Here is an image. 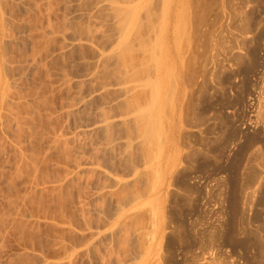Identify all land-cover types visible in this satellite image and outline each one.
I'll list each match as a JSON object with an SVG mask.
<instances>
[{
  "label": "bare ground",
  "instance_id": "obj_1",
  "mask_svg": "<svg viewBox=\"0 0 264 264\" xmlns=\"http://www.w3.org/2000/svg\"><path fill=\"white\" fill-rule=\"evenodd\" d=\"M8 1L15 2L13 3L15 5V9L19 8V10H21L20 5L19 6L16 5V3L21 4V7L23 4L24 5L23 7L27 11L26 14L29 13V15L27 14L29 17L31 15V19L26 15H24L25 17L22 16L26 18L25 19L26 21L31 23L30 25L28 24V22L24 21L27 23L25 24L27 26L30 25L28 27L37 30V31H34L32 29L35 32L32 36L33 37L32 40H31L32 33L30 32L31 35L28 33L31 30L28 28L29 31L25 32L30 35V40L33 41L32 43H30V40L28 38L29 35L26 34L28 37L24 35L27 37V40H29V44H31L32 46V48L31 46L29 47L31 48L30 53L28 51L30 55L27 53V50L23 49L30 56V57L28 55L27 57L22 56L24 58H27L26 60L23 58L25 60V62L24 61L23 62L26 64H22L23 62L19 61L18 58H20L21 55L18 58L16 55L14 57L13 52H12L13 56L11 57V61H12V58H14L13 61L17 59V61L21 63L20 65V63L18 62L20 66L26 65L29 68L33 66L34 68H36L37 64L41 65V67L43 68L44 66L43 64H45L44 72H49L52 74L53 70L56 71L55 72L56 75H52V77L57 76V77H54V79L57 78L56 86H58L57 88H61L62 90L65 89L63 87L66 86V88L69 89L70 86L72 85L71 84L69 87H67L69 84L67 85L64 84V82L65 81L67 82V80L70 78L69 76L70 74H67L68 76L66 77L65 73H67L69 70L67 69L68 71L66 70L67 72H65V66H66L65 64L68 62V63H72L73 65V63L76 60V61H80L79 62L80 64L76 62L79 65V67L80 68L83 67V69H81L82 70L81 73L79 72L80 69H78L79 75L75 73L78 76H75V77L73 76L74 77L73 86L75 87H72L73 97L69 98L72 100L71 104L70 103H68L67 105L66 103L64 104V98L66 97L67 99L68 97H67V93L65 95L64 92L61 90L65 96L61 97L63 98V100H61V103L59 102L61 105H59L57 111L55 109H53L55 111L51 109L52 110L51 114L52 113L54 114L52 115L54 116L53 117L54 119L52 118L50 114L44 115L46 112H50L49 105L47 104L49 102H50L49 104H51V100L46 98L47 97L46 94L48 92L50 94V91L48 92L46 91V94H45V92L42 91L41 88L38 87L39 85H41L42 81L38 80L39 85L37 82L35 83L33 81L35 85H38V86L34 85L35 87H38V89L33 88L34 92L32 89L31 92L33 93H32V96H30L31 95L30 88L34 86L32 84V87H30L28 84H30L32 81L28 80L30 82L29 83L27 82V85L30 88L27 87L26 89L23 86L25 85V82H23L24 81L23 79L22 82L24 84L21 83L23 85H20V86H23L24 88L23 90L25 92L28 91L29 89L28 94H29V97H31L30 98L31 100H26L29 98H27L28 96L27 93H26L27 96L24 97L26 95L24 92L23 93L25 95L21 93L22 94L21 97L19 98L16 97V94H17V91H15L16 89L17 90L19 89L18 90L19 93L23 91L22 87H21V91H20V87L16 88L17 87L16 85H19L21 82V81L18 82V80L21 79L19 78L18 75H21L22 73V75L24 74L23 76H25L26 78H30V79H31V76L25 75L27 74V72L24 73L25 71L23 67L25 66L20 67V69L22 68V70H20L21 73L16 70L19 73V74L17 73L18 75H15L14 73H12L13 68H14L13 66H15V63L13 65L12 64L13 61H12V63L10 64L11 61H9L10 60L9 55L11 56V54H8V51L12 49H9V50L7 49V45H8L7 43L9 42V38H10L8 35L10 33L15 32L16 29L15 31L11 30L14 28V25H13V28L9 29L10 31H12L10 32L8 31V25L10 22V27H12L11 23L15 22V27L19 26L18 29L19 28L22 29L21 28L22 26L20 25L21 22H19L20 21L19 19H18L19 24L16 22L17 18L13 22L10 20L11 15L10 17L8 16L9 11L7 10L9 9L10 6L14 7V5L9 4ZM187 1L188 0H186L185 2L188 4ZM181 3H182L181 0H0V141L2 140L0 143L3 144L0 149L1 151H3L4 145L7 144L6 145L7 147H11V150L10 148L9 150L13 151V157H14V160H16L14 161L15 164L18 162V164L15 165L13 163V160L11 161L12 166L14 164L15 165L14 167L16 168L14 169V167L8 166L12 168L13 170L12 169L10 171H8L9 169L5 170L6 175L9 172L16 170L18 173L14 172L15 175L16 174L20 175V173H22L20 175V180L22 182L23 180L21 177H23V174H24L23 172H25V174L27 175L32 170L31 172L32 181L29 178L30 176L29 177L26 176L29 179L27 180L26 177L25 179L27 181L30 180L31 182H29V185H27L26 189H22V187L24 188L25 186L21 187V190H26V192L24 191L26 195V196L24 195L25 197H22L24 193L23 194L21 193V195H19L20 194L19 189H18V192L16 188H15L16 191H13L14 188L12 189V192L10 191L12 194L13 192L18 193V195L16 193H14L15 195L13 194L15 196V197L12 196L14 197L13 202H15L14 200L16 199V197L21 196L20 199H18L19 197L16 199V202H15L16 204H18L17 202L19 200L20 206L24 202V205L25 203H28V204L30 203L32 205H36L35 208L37 207L36 212L35 210L33 212V209L30 212L29 210L30 206L28 207L27 205V208L29 209L25 208L24 210V207L26 206L22 205L23 211L25 212L28 210L29 213L28 211H27L28 214L25 212L27 215L24 212H22L23 215L20 213L21 217L18 216L19 217L18 218L19 221L17 220L18 222L16 221V218H14L15 216L13 217L15 222H17V223H14V226L17 225V230L16 231L14 230V231L17 232L20 236V237L18 236L19 240H16V241L20 242V240L21 241L25 240L27 237H25L24 239V236H26V234L29 233L31 226H32V229L35 225H36V228L37 226L41 228L40 226L44 227L43 225L46 223V225L48 226L50 225V229H52L51 231L53 232L51 233V235L53 234V237H52L53 239L50 238L51 241L54 240L56 242L55 244L58 243L60 245L59 249H61V250H57L59 247V245L57 244L58 247L56 251H60V253L54 252L56 255L54 253H53L54 255H52L50 254L52 253V250L48 254V253L43 252L46 250L45 248L42 251V250H39L40 248L37 249V247L35 249L33 245L32 247H29V248H27L28 246L26 245L27 247L24 246V249L26 248L25 251L27 249H29L28 252L31 250V253H34L33 257L36 255L35 257L37 258L35 259L34 257L33 260L35 259V261L34 263H31V261H28V259L29 260L32 259L31 253H30L31 254L30 255L31 258H30L29 253L23 251L24 255H26V253L28 254L29 258H27L26 260L25 258L27 257V255L24 258L22 256L23 254L21 251L20 254L22 255L19 256L18 253L20 251L19 252L17 251L15 254L21 257V260L23 258V260L30 262L31 264H77L78 260L84 261L83 259H85V261L87 260L90 264H147L148 263V262L145 263L146 259L148 255L151 254V251L154 249L153 247L155 243H157V241L154 242L155 235L159 234V232L161 231V227H162L161 225L164 224L163 221L165 220V219L161 220L162 213L160 212V209H161L160 206L163 205L162 204L163 202H160V201H162L161 198H163L162 196L164 192H166L167 190L166 188H168L167 186L171 184L170 181L173 180V172L175 173L174 168H175V165L178 159L177 155L179 153V150L177 147L178 145L176 144V141H175V137H177L175 136L176 134L175 132H177L176 131L177 129H175L177 125L175 121L177 122L179 121V118L177 119V115H178L177 111H179L178 108L180 107L179 106L180 101L183 102L182 99H184L180 97L184 95L180 91V84L182 85L183 83L181 79L184 76L182 75L183 77L181 78V74L183 72L181 71V74H180V72L177 71L178 70L177 67L178 68H181V67L178 66L179 64L178 65L175 64V61H176L175 54L176 55L178 54V51H180V50H177L178 46L180 45L181 42L183 43V41L181 42L179 41L180 37L177 36L180 34V32H184V31H179V29L181 28L179 27L180 25L179 23L181 22L179 18L182 20L185 18L184 16H186L185 14L186 12L183 13L184 15L181 14L182 13L181 9H183V12L186 10V9L184 10V8L182 7L180 8ZM7 4L9 5L8 9H6ZM182 4L184 6L185 3H182ZM185 6L187 5L185 4ZM53 7L55 8V14H56V10H58L59 13L61 14V15L59 13L58 15L56 14L57 16L55 18L57 20L58 19L57 17L61 16V19H59L60 21L58 20L56 22V20L53 19L56 23H54L53 20H52L53 22L49 20V17L51 15H52V18H54L53 17L54 15L52 14L54 12H51L50 16L48 15V12L50 11L47 12V10L53 11L54 10ZM41 8L46 9L45 11L47 13L46 14L44 13V15H47L48 19H46V16L43 15L42 13L43 10ZM40 9L42 10L41 14L45 17L46 21L48 20V22L44 23V20H41L42 15L40 16ZM13 11H10V13L11 12L13 13ZM23 12L24 11L21 10V13L19 12L18 16L22 15ZM179 13L182 15V17H180L181 15ZM8 17L10 21H8ZM13 17L15 18V15ZM22 17L20 16L21 21H23ZM27 17L30 20L33 19L32 22L27 20L28 19ZM14 18L12 19L14 20ZM185 19L182 21V24L183 22H185ZM24 22L22 23V25H24ZM185 24L183 25V28H181L180 30L182 29L185 30L184 28ZM27 26L24 27L25 30H28L26 29ZM21 32L24 34V31L21 30ZM21 32L19 31L20 34H22ZM15 33H17V31ZM22 37L20 36L19 39H21ZM26 37L24 38L26 39ZM178 37H179V40H178ZM11 38H10L11 44L14 42L12 40L14 39L18 40L17 36L16 38L14 37L12 39ZM25 39H22V40H25ZM27 40H25V43L28 42ZM177 41H179L180 43H178ZM20 42H17V43H20ZM22 43L24 42L22 41ZM39 43L41 44V46H39L40 45ZM36 45L40 48L42 47L41 48L42 50L40 48L38 49ZM27 46H23V47H25L26 49ZM182 46H179V47H182ZM40 51L42 53V56H44L45 59L40 55ZM41 58H43L44 60L43 59L42 60L45 62H43ZM72 58L75 60L73 61ZM177 60H178L177 63L181 61V60L179 61V59ZM39 65H38V68H39ZM72 65L71 64L69 65L71 66V68L69 67L70 70H72L75 67V66L72 67ZM46 66L48 68H46ZM34 68L32 69L35 70V73H36L37 70ZM66 68H68V66ZM32 69L30 70L34 72ZM38 72L40 73V71ZM10 74L16 77L18 76V77L16 78L14 76H11ZM37 74L35 76H37ZM44 74L45 73H43V75ZM38 78H41V76ZM42 80L44 79L42 78ZM52 80L53 78H51V81ZM71 80L69 82H71ZM49 82H50V78H49ZM49 82L47 81L46 83H49ZM52 83L54 84V82ZM49 84H50V87L52 88L53 84H51V82ZM43 85L44 83L42 82V86ZM44 87L45 88L47 87L46 84L42 88ZM50 87H47V90L50 89ZM185 87L187 86L185 85ZM75 88H77V90ZM53 89L54 88H52V91ZM70 89L69 90L66 89L67 92H69ZM58 90L59 89H57V91ZM66 90L64 91L66 92ZM186 91H189V89L187 88ZM19 93L17 95H19ZM71 93H69L70 96H72ZM74 93H75V96H74ZM44 94L46 95V97ZM23 97H24V100H26L27 102L30 101L31 106L32 104H34L36 107H39V108L41 107L40 110L41 111L44 110V112H42L44 113L43 114L44 116L46 117L47 115L49 117L51 116L50 118L47 117L48 121L46 120V117H44L46 121L43 119L41 120L40 115L42 114H40L39 112L40 110L38 109H35L37 110L36 111L37 113H31L28 110L30 109L29 108L30 106H26V105H29V103L28 104L25 103L22 99ZM50 97L52 98V96ZM20 99H22V102L26 104L25 105L22 103L27 108L26 107L23 108L22 107L23 105L21 104L22 105L21 106L19 104ZM263 100H264V97H263ZM18 105L21 107L20 111L21 110L26 111V112L23 111L22 113H27L28 111L31 113V116L32 114H35L34 115L35 117L37 118L38 116L40 117L38 119L36 118L38 122L39 120H41V121H45L44 123H48L47 125L45 124L47 126L48 131L46 130V126H44V124L42 125L44 126V129L46 130V133L44 134V136L46 135L47 140H46V146H45L46 149L44 150V155L42 154L40 156V157L43 156L42 158L44 161L40 159L42 160V162L40 161L39 162L40 164L46 162L45 161L46 157H49V156L52 157V159L54 158V161L56 160L55 163L51 160L54 165V169H55V165L58 162L60 164L59 167H62L61 171H63V172L60 171L61 174H59L58 172L59 174L58 177L54 176L57 178L53 177L51 179L50 178L48 179L47 174H44L46 175L45 178L47 179H45L44 176L43 177L41 176L44 179L37 178L36 173H37V170H39L40 168L39 166H41L42 168V165H38L39 163L37 162V160H39L37 156L40 152L36 155V152L38 150L37 148L36 150L35 148H33V150H35L33 153L32 148L29 146L30 144L29 142L31 141V139L27 138L29 139L28 141L24 136L23 137L20 136L22 129L26 127L25 124L27 123L26 121L25 122L21 121L22 119L20 115H23V114L22 113L18 114V111L16 112L15 110L16 108L17 110H19L18 109L19 107H17ZM51 105H53V107L55 106V104L53 103ZM13 106H14V109L12 108ZM47 106L49 109H46ZM190 107H193V106H191L190 104ZM180 108H182V103H181ZM33 112L35 111L33 110ZM38 112L40 115L38 114ZM30 113L26 115L29 118H30L29 116ZM57 113H59L58 115L59 117H61L63 121V123H60V125H59V120L61 119L53 121L55 120V118H58V115H56ZM75 113H78L79 115L78 116L79 118L76 117L75 122H77L80 119L81 120L80 122L82 124L79 122L80 123V126H79L78 122H77L78 124L75 122H72V123L70 122V126L73 124L74 126L78 125L80 128H79V131L77 129L79 134L78 132L76 133V131H73V129L72 131L70 130L71 132H75L73 134L68 131L70 129V126L68 125L69 128H67L68 130L66 131L70 133L71 136L69 137L67 136L69 135L68 132L66 135V131H64V126L66 129L67 124H69V123H66V121H68V117H70L69 115L75 116ZM37 114L38 116H36ZM179 115H180V112H179ZM29 118L23 119V120H29ZM64 119H66V121H64ZM72 119L70 120L73 121L74 119L73 120ZM33 120L34 122L37 121V120L35 121V118ZM21 122L23 124L25 123L23 128L21 126L23 125ZM54 122H56L55 124H57L58 122L57 125L61 126V127H56L57 126L56 125L55 126L56 129H58L56 131L53 126ZM36 124L34 123V125ZM39 124H37L38 127H39ZM75 127L78 128L77 126ZM75 127L73 128L75 129ZM31 129L32 131H36L37 127L34 128L36 130H33V128ZM25 130L27 131V127ZM28 131H30V129ZM38 132L36 133L39 135L40 132L39 133ZM75 134L76 135L78 134V136H81L82 138L81 139L82 141L79 140L80 138L78 139L79 144L77 143L78 145L77 147H74L76 145V141H75L74 146L72 144L74 140L73 136ZM256 134L258 133L256 132ZM19 137L22 139L24 138L22 140L23 142L21 141L22 143L19 142V140H21ZM31 137H33V135ZM25 139L27 140L26 142H24ZM71 139L73 140L71 141ZM75 139H77V137H75ZM248 139H250V137ZM256 139L258 138L255 137V140ZM259 139L261 140V138ZM27 142L29 143L28 146L30 148H28L27 144H25ZM249 142H252V141H249ZM253 142L255 141L253 140ZM262 142L264 141L262 140ZM198 143H200V141ZM251 144L253 145V143ZM251 144H250V147L253 148L254 146L252 147ZM263 145L264 144H262L261 146ZM255 147L259 148L257 146ZM251 148L250 150H252ZM78 150H83L85 155L83 156L81 155L83 154V152L81 154L79 153L80 155V158H79L77 155H75ZM256 150H254V153L255 152L259 153V149L257 151ZM262 150L264 149L262 148ZM241 151H245V150H241ZM257 153L255 154V157H257ZM1 156L3 157V155ZM8 156L10 155L8 154ZM190 157L192 158V156ZM237 157L239 156L237 155ZM5 158L7 159V156ZM246 158L248 157H245L244 159ZM3 159L2 161H0L1 165L6 162L5 160L3 161ZM205 159L207 158H204V160ZM7 160L10 161L9 158ZM261 161H264V160H261ZM9 163L10 162L6 164L9 165ZM19 163H21L20 165L23 164L24 167H21ZM5 165H2L1 167L3 170H4L3 166ZM232 165H234L235 167V164H232ZM262 165H264V162ZM26 166L30 167L29 172H26L25 170H23V168H25ZM256 166L257 164L254 167L256 168ZM43 167H44V164H43ZM229 167L227 166L228 169ZM27 168L28 167H26V169ZM56 170L57 168L55 169L54 173H57ZM251 170H252V167H251ZM236 171L237 170H234V173H236ZM229 172H230V169H229ZM5 173H3L2 175L6 177ZM54 173H52V175ZM234 173H230V174L232 175ZM257 173H259V171ZM9 174L7 175L8 177H6V180H9L10 178L11 180L15 179L13 172L11 173L13 176ZM250 174L251 173L249 172L248 175ZM41 175H43L42 172H41ZM52 175L50 176L52 177ZM175 176L176 174L174 175V178ZM254 176H256V174ZM229 177L232 178L233 176H229ZM247 178L249 179V176H247ZM253 178L255 179V177ZM257 178L260 179V176H258ZM2 179L3 178H0L1 182L3 181ZM16 179L19 180V178L17 177ZM238 179H236V181ZM248 179H246V181H248ZM6 180L5 182L7 183L6 184L7 186L5 184L4 185L1 184V185L5 187L11 186L12 188L11 184H13V180L12 182L10 180L9 181H6ZM8 182H10V185H8L9 184ZM173 182L171 185H173ZM176 182H178V180ZM232 182H234V180ZM260 182L256 184L258 186L260 184L261 186L262 184ZM234 183H233V186H234L233 190L234 188L236 189V185H238L237 183L236 185H234ZM251 184L249 183V185ZM15 185L16 184L14 183L13 187ZM246 185H248V182ZM5 187H2L3 190ZM238 188H239V185L237 189ZM258 188H261V187H258ZM5 189H8V188H5ZM8 191H7V194L9 193ZM42 192L44 194L48 193V196H47L48 201L47 202L45 201V203L42 202V199H44V195H41ZM4 193L5 191H3L2 194L4 195ZM236 193H240V192L238 191ZM7 194L4 195V197L10 195V194L9 195ZM262 196H264V194ZM12 197L10 195L6 199L7 200L8 198L12 199ZM147 197L149 198L148 204L149 203L153 204L152 208H150L151 210L150 213H149V209H147L148 207L146 208V211L148 213L145 212V209H144L147 204L146 203ZM227 197H231V196L227 195ZM235 198L236 200H238L240 197L239 198L235 197ZM235 198L233 197V199ZM149 200L153 202L156 201V202L152 203V202H149ZM8 201L9 203L12 202V200L11 201L8 200ZM234 201H232L231 203L232 205H234ZM239 201L241 200L239 199L237 202ZM15 203L13 204L15 205ZM32 205H31V208H32ZM143 205L145 207H143ZM239 205L240 207H242L241 206L242 203H239ZM17 206L18 205H15L13 207H15L16 210L18 211L19 208ZM236 206L239 207L238 205ZM229 208H230V211H232L231 207ZM259 209H262V208H259ZM241 210H245V208L243 207V209ZM237 211H238V208H237ZM13 212H14L13 213L14 215L18 213L16 211H13ZM233 212H234L233 214H236L235 210ZM255 213L257 214V212ZM145 214H148L149 218L145 217L146 216ZM16 217H17V214H16ZM255 217L257 218L256 215ZM145 218H147L151 226L149 224L148 226L146 225ZM161 222L163 223L161 224ZM166 224L167 223L164 224L165 227H167ZM15 228L16 227H14V229ZM36 228L33 229L34 232L31 231L33 232V234L31 232H30L31 234L29 233L31 235L29 239L30 238L33 239V236L36 235L35 234L36 232L38 234L39 228H37V230ZM44 228L47 232V228L46 227ZM146 229H149V230L146 231ZM162 229L164 230V227ZM40 231L41 230H39V235H42V232L46 233L45 231H42L40 234ZM49 234L50 233L48 232V236ZM29 241H31V239ZM39 241H34V245L37 243V245L35 246H38V244L42 242V241L40 242ZM45 241L46 240L44 239L43 243ZM54 241H53V244H54ZM47 242L48 243L45 245H49L48 239H47ZM23 243L26 244V241H23L21 244ZM41 244L39 245L41 246ZM29 245H31V243ZM157 246H159V242ZM43 247H47V246H43ZM48 247L50 248V246ZM21 248H23L22 245H21ZM41 249L43 248L41 247ZM152 252H154V250ZM57 254L59 255V257H57ZM151 255L150 257H148V260H150L149 258H151ZM18 256L15 255V257H18ZM25 261H22L20 264H22ZM80 261H79V264H82L80 263ZM25 264L27 263L25 262Z\"/></svg>",
  "mask_w": 264,
  "mask_h": 264
},
{
  "label": "rangeland",
  "instance_id": "obj_2",
  "mask_svg": "<svg viewBox=\"0 0 264 264\" xmlns=\"http://www.w3.org/2000/svg\"><path fill=\"white\" fill-rule=\"evenodd\" d=\"M185 1L186 0H184V2H183V0H181V2L185 3L187 6L189 4V6H188L189 8L187 6H185V4L183 6L182 3H181V6L180 5L179 6H180V8L181 7L184 8V10L186 9L184 12H183V9H181L182 13L181 12L180 13L182 15H184L183 13L186 12L185 13L186 16H184V17L187 20L184 18L185 22H183V24H182V21L184 19L181 20L179 18V20L181 22L180 23L178 22V23L181 25V26L179 25V27L183 28V25L187 22L184 26L186 31L184 29L180 30L181 28L179 29V31H184L185 34H184V32H180V34L178 33L179 35H177V36L180 37V40H179V37H178V40L180 42L183 41V43L181 42L182 43L181 44L179 41H177V42L180 43L179 46H182V45L183 46L182 47L178 46L177 50H180V51H178L177 55H179V56H177L175 54V56H176L175 57V59H176L175 64H177V65L179 64L178 66L181 67V68H178L176 66L178 69L177 71L180 72V74H181V71L183 72L181 74V78L184 76L181 79L183 81V83L181 81L183 87L180 84V91L182 92V94L185 95V96L184 95L180 96L184 99H182L183 102L180 101V103H179L180 107H181V103H182V108L179 107L178 108L179 111H177L178 115L180 112V115L179 116L177 115V119L179 118V121L178 122L175 121V123L177 124L175 129H177L176 131L178 132V133L175 132L177 134V135L175 134V136H177V137H175V141H176V144L178 145L177 147H178L180 154L178 153V155H177L178 159H177V162H176V165L174 168L175 173L173 172V180L170 181L171 184L174 181L173 185L170 184L171 186L170 185L167 186L168 188H166L167 190L165 189L166 192H164V194L162 196L164 199L161 198L162 201H160V202H163L162 203L163 205L160 206V208H161L160 212L162 213V219L161 220L165 219L163 222H164V224L167 223L166 224L167 227H165V225L162 224L163 222H161V224H162L161 225L162 226L161 231L159 232L158 235H155V238L157 240L154 238V242L157 241V243H155V245L153 247L154 252H152L153 250L151 251L152 255L151 254L148 255V257H150V255H151V258H149L150 260H148V257H147L145 263L148 262L147 264H264V199H263L264 196H262L264 194V191H262V190H264V170H263L264 165H262L264 161H261V160H264V159H262V158H264L263 157L264 156V150H262V148L264 149V145L261 146L262 144H264V142H262V140L264 141V104H263L264 103V100H263V97H264L263 96L264 95V92H263L264 91V0H188L187 1L188 4ZM8 3L12 5L15 2L8 1ZM16 5H18V6L20 5V9L22 11H24L23 12L24 14L22 13V15L18 16L19 12L21 13V10H19V8L15 9V5H14V7L10 6L12 9L11 10L10 7L8 9L9 5L7 4L6 9H8L7 11H9V14H8L9 17L11 15V17L14 18L13 16L15 15L14 20L10 17V20L12 22L15 21L16 18H17V21H16L17 23H18V19L20 20L19 22H21L20 25L22 26V27L21 26L20 27L22 29L19 28L20 29L19 30L18 29L19 26L15 27V22L11 23L12 27H10V22H9L8 31H10L9 29L13 28V25H14V28L11 30L15 31V29H16L18 34L15 33L16 31L13 33H10V32H12V31H10L9 32L10 34L8 33L9 34L8 36L10 38H11V36H12V38L13 37L16 38V36H17L18 40L17 39H16L17 41L15 39L12 40L14 42L11 44V40L9 38V42L7 43L8 44L7 49L8 50L12 49V50H10V51L7 50V51H8V54H11V56L9 55V59H10L9 61H11V57L13 56L12 54L14 53V57L16 55L17 58L20 57V55H21V57H20L21 59L18 58L20 62H23V61L25 62V60L27 58H24V57H27V55L30 53V50L32 48L31 44H29L30 35L32 33V35H31V40H32V38H33L32 36L35 33L34 31H37V30L28 27L31 25V23L26 21L25 20L26 18H24L25 17L24 15H26V16L29 15V13H27L28 15L26 14L27 11L23 7L24 5L22 4V7H21V4L16 3ZM41 9H40V16L42 15L41 11H42L43 15H44V13L46 14L48 11H50V12H48V15L50 16L51 12H54V13H52L54 15L53 16L54 18H52V15H51L49 17V20H51V21L53 19L56 20L55 18L58 15L59 11L56 10V14H57L56 15L54 7H53L54 10L52 9L53 11L47 10V12L45 11L46 10L45 8H41ZM178 10H179V8H178ZM10 11H13V13L11 12L12 13L11 14ZM43 15H42L43 19L41 18V20H44V23L48 22V20L46 21V19H48L47 15H44V16H46V19ZM182 15L180 17H182ZM20 16L21 17L24 16V17H22L23 21H21ZM9 17H8V21H10ZM29 18L31 19V15ZM29 18L27 20L32 22L33 19L30 20ZM57 18L58 19L56 20V22L59 19H61V16H58ZM24 21L28 22V24H30V25L27 26L26 25L27 23ZM23 22H24V25L27 26L26 29L29 28L31 31H29V29L25 30V28H24L25 26L22 25ZM56 22L54 21V23H56ZM44 23H42V24H44ZM178 28H177V30H178ZM21 30L24 31V34L21 32ZM19 31L22 34H20ZM27 31H29L28 33L30 35L28 33H25ZM26 34H28L29 37ZM24 35H26L29 38V40H27V37ZM20 36L21 37L23 36V37L21 39H19ZM24 37H26V39ZM22 39H25L28 42L26 41L27 43H25V40H22ZM31 40H30V43L33 42ZM22 41L24 43H22ZM17 42H20V43H17ZM37 45H36V47H38ZM23 46H27L26 49ZM30 46H31V48H29ZM39 46H41V44ZM10 47H12V48H10ZM36 47H35V49H36ZM39 48L40 47H38V49ZM23 49L27 50V53L29 51V53L27 54ZM22 51H24V52H22ZM182 51H183V53H182ZM40 55L42 56L41 51H40ZM40 55H38V56H40ZM22 56H24V57H22ZM42 57L44 58V56H42ZM43 58H41V60ZM72 59H70V60H72ZM177 59H179V61L180 60L181 61L179 63H177V61H178ZM13 60H14V58H12V61ZM74 60L75 59H73V61ZM12 61L10 62V64L12 63ZM16 61H17V59H15V61H13V63H12L13 65L15 63V66H13L14 68L12 67L13 68L12 73H14L15 75H18L19 73L17 71L20 72V70H22V68L20 69V67L25 66L26 68L23 67V69L25 71L24 73L27 72V74H25V75L31 76V79L26 78L25 76H23L24 74L22 75V73L20 72L23 78L21 77V75H18L19 78H21V79L18 78L19 79L18 82H20V81L21 82L19 85H16L17 86L16 88L20 87V91H21V87H22V90L24 88L27 89V87L28 88L32 87V84L34 86L36 82L39 85V81H42L44 83L43 86H45V84H46L47 87H50V84H49L50 82H51V84H53L52 82H54V84H55V85L53 84V86H52V88H54L53 91H52L51 87L48 90H47V87L46 88L44 87L45 89L42 88L43 87L42 82H41V85H39V86L35 85V86H38L39 88H41V90L44 91L45 94H46V91L47 92L50 91V94H49V92L46 94L47 97L44 94L47 99L51 100V104L52 103L55 104L54 107H53V105L49 104L50 102L47 104V105H49L50 109L48 108V106L46 109H49L50 112H46L44 114V113H42V112H44V110L43 111L40 110L41 107L40 108L36 107L34 104H32V106H31L30 101H28V102L26 101V100H31L30 99L31 97H29V94H28L29 89L26 92L23 90L22 92L19 93L18 92L19 89L17 90L15 88L16 89L15 91H17V94L19 93V95L16 94L17 98L21 97L22 94L23 95H25L26 93L28 94V96L26 94L24 97L27 96V98H29V99L24 100V97L22 99L25 103H27V104L29 103V105H26L25 103H23L22 99H20V103H19L20 105L23 103L26 106H30L29 107L30 109H28V110L31 113H37L36 112L37 110H35V109L40 110L39 112L42 115H40L39 112H38V114L40 115L41 120L42 119L45 120L44 117H46V116H44V115L50 114L52 116L54 114L53 113L51 114V111L53 109H55L56 111L58 110L59 105H61L60 104L61 100H63V98H61V97L62 96L64 97L66 95V93H67L68 98L67 99H66V97L64 98V104L65 103H66V105L68 103L71 104L72 100L69 98L73 97V88L72 87H75V86H73V78L75 76H78L79 75L78 73L79 72L81 73V71H82L81 69H83V67L80 68L79 65L77 64L80 61L75 60L73 65H72V63H68V62L65 64L66 65L65 66V72H67L68 70L70 71V73H69V71L67 73H65L66 77L68 76L67 74H70L69 76L72 79L71 80L68 77L71 80V82H69L70 81L69 79H68L69 81L67 80V82H69V83H67L66 81H65L66 83L64 82V84H66V85L69 84L67 87H69L72 84L70 86V88H72V89L69 88L70 89L69 92H67V90H69V89L66 88V86L63 87V88H65L63 90L61 88H57L58 87V86H56L57 85V83H56L57 78L54 79V77H57V76L52 77V75H56L55 74L56 71L53 70L52 74L49 72H44L45 64H43L44 66L42 65L43 68L39 64L36 65L37 67L35 66L36 68H34V66L29 68L26 65L20 66L21 63L19 61H17V63H16ZM73 61H71V62H73ZM18 62L20 63V65L18 64ZM24 62L22 64H26ZM43 62H45V61H43ZM70 64L72 65V67L73 66L76 67V69H75V67L73 68L76 72L73 69H72L73 72H72V70L69 69V67L71 68V66H69ZM38 65H39V68H38ZM67 66H68V68H66ZM32 68L36 69L37 72L35 73V70H33ZM46 68H48V67L46 66ZM10 69H11V67H10ZM30 69H32L34 72H32ZM78 69H80L79 72H78ZM38 71H40V73ZM33 73H34V75H33ZM43 73H45V74L43 75ZM75 73L78 75H76ZM36 74H37V76H35ZM10 75L14 76L12 74H10ZM40 76H41V78H38ZM14 77H16V76H14ZM42 78L44 80H42ZM49 78H50V82H49ZM51 78H53L52 81H51ZM23 79H24V81H23ZM28 80L32 81L30 83L31 85L28 84L30 87L27 85V82L28 83L30 82ZM22 81L25 82V85H23L24 83ZM47 81L49 83H46ZM21 83H23V84H21ZM20 85H23L24 88H23V86H20ZM185 85L187 87H185ZM35 86L30 88V92L33 88L38 89V87H35ZM181 88H182V90H181ZM187 88L189 89V91H186ZM57 89H59L58 90L59 92L57 91ZM75 89L77 90V88H75ZM61 90L64 92L65 95L63 94V92ZM64 90H66V92ZM51 91H52V93H51ZM33 92H34V89H33ZM33 92L30 93L31 94L30 96H32ZM74 92H76V91H74ZM69 93H71L72 96H70ZM68 94H69V96H68ZM48 96H49V98H48ZM50 96H52V98ZM74 96H75V93H74ZM52 99H54V100H52ZM180 100H181V98H180ZM52 101H54V102H52ZM190 104L193 107H190ZM50 105L52 108L50 107ZM26 106L23 105L22 107L24 108ZM17 107H19L18 108L19 110H17V108H16L15 109L16 112L18 111V114L19 113L21 114L24 110L20 111L21 107L19 105ZM12 108L14 109V106ZM190 108L193 110H191ZM31 109H32V111H31ZM46 109H45V111H46ZM180 109H181V111H180ZM33 110L35 112H33ZM55 110H53V111H55ZM24 112H26V111H24ZM30 112L27 111V113H22L23 115H20V117L22 119L21 121H24V122L26 121V123H27V124L24 123L25 126L27 127V131H26L25 130L26 127L23 128L24 124L21 122L23 124L21 126L25 131L22 129L20 136L21 137L24 136L26 139L27 138L31 139L32 142L30 141L29 143L32 146L34 145L33 147L28 142L25 144H27V146L29 144V146L32 148L33 153L36 150V148L38 150L36 152V155L39 152L41 153V154L39 153L37 156L39 158V160H37V162L39 163L38 165H42L43 169L41 168V166H39L40 168L38 167L39 170H37L36 176H37V178H42L43 176L45 178L46 175H44V174H47L48 179L49 178L51 179L54 176L58 177V175L61 174V172H63V171H61L62 167H59L60 164L57 162V164L55 165V169L57 168V170H56L57 173H54L55 169H54V165L52 163V161L54 163L56 161V160L54 161V158L52 159V157H50V156H49L50 158L46 157V160H45L46 162L40 164V162H42V160H43V158H42L43 156L42 157H40V156L42 154L44 155V150L46 149L45 146H46V140H47V137H46V135L44 136V134L46 133V130H47L46 125L48 123H44V122L46 120L48 121L47 117L50 118L51 116L49 117L47 115L45 121L39 120V122H40V124H39L37 119L40 117L38 116V114L36 115V116H38V118L34 116L35 114H32V116H33L32 117ZM28 113H30L29 114L30 118L28 116H26V115H28ZM58 114L59 113H57L56 115H58ZM69 116L71 117V118L68 117L69 122L66 121V119H64V121H66V123H69V124H67L66 129L64 126V131L68 130L67 128H69L68 125L70 126V122L71 123L75 122L76 117H78L79 115H78V113H75V116H71V115H69ZM31 117L33 119L35 118V121L36 120L37 121L34 122V120ZM53 117L54 116H52V118ZM27 118H29V120H23V119H27ZM64 118H66V117H64ZM78 118H77V120H78ZM31 119H32V121H31ZM58 119H61V117H59V115H58V118H55V120H53V121H56ZM70 119H72L73 121H71ZM27 121H29L30 123L32 122L31 125ZM80 121L81 120L79 119L77 122L79 123ZM33 122L35 124L36 123L39 124V127L37 124L34 125ZM77 122H75V123H77ZM55 123L56 122L53 123V126H54L55 131H56V130H58V129H56V127H61L59 125H60V123H63V121H62V119L59 120V125H57L58 122H57V124H55ZM80 123H79V126H80ZM43 124H44V126H46V130L44 129V126H42ZM28 125H30L31 127ZM53 126H52V128H53ZM75 126H77L78 128H76ZM75 126L72 124L68 131L71 132L73 129V131H76V133H77L79 131L80 127L78 125H75ZM35 127H37V130L34 129ZM41 127H43V128H41ZM73 127H75V129ZM31 128H33V130H36V131H32ZM29 129H30V131H28ZM77 129H78V131H77ZM38 130L40 133L38 132ZM68 131H66V135H67ZM25 132H27V133H25ZM36 132H38L39 135ZM69 132H68L69 135H67V136L70 137L71 135ZM256 132L258 134H256ZM34 133H36V134H34ZM41 133H42V135H41ZM71 133L74 134L75 132H71ZM30 134H31V136L33 135V137H31ZM78 134H79V132H78ZM78 134L77 135L75 134L74 136L72 135L74 140L71 139V141L73 140V143L70 141L73 144V146H74L75 141H76V145L74 147H77L78 146L77 143L79 142V140L82 139L81 136H78ZM34 135H36V136H34ZM37 136H39V137H37ZM47 136H48V134H47ZM254 136L258 139L255 140ZM75 137H77V139H75ZM249 137H250V139H248ZM251 137L252 138L254 137L253 140L255 142L256 141H258V142H256V143L253 142ZM34 138H36V139H34ZM188 138H189V140H188ZM259 138H261V140ZM20 139L21 140H19V142H21L24 138L23 139L20 138ZM26 139L24 142H26L27 140L29 141V139H27V140ZM177 140H178V142H177ZM248 140L252 141V142H249ZM184 141H186V142H184ZM199 141H200V143H198ZM246 141H248V142H246ZM261 142H262V144H261ZM251 143H253V145ZM250 144L252 147L254 146L253 147L254 150L259 149V153H257V152L254 153V150H253V148L250 147ZM2 145L3 144L0 143V148ZM6 145L7 144L4 145L3 151H1V149H0V156L3 155V157H4V159H3V157L1 156L0 161H2V159H3V161L4 160L6 161L2 165H5L8 162H10V163H9V165L6 164L5 166H3L4 170L1 168L2 165L0 164L1 165L0 166V169H1L0 172L3 170L2 171L3 173H5V170H7V169H9L8 171H10L12 169V168L8 167V166H12V164H11L12 160H13L14 164H15L14 161H16V160H14V157H13V151H10L11 147H7ZM35 145H36V147H35ZM247 145L252 150H250V148ZM259 145L261 146V148ZM29 146H28V148H30ZM255 146H257L259 148H256ZM9 148H10V150H9ZM33 148H35V150H33ZM216 148H217V150H216ZM240 148H241V150H245V151H241ZM5 149H6V151H5ZM248 149H249V151H248ZM193 150L195 151V153ZM82 152H83V154H81ZM240 152H242V153H240ZM79 153L82 156L85 155L83 150H78L75 155H77L79 158H80ZM256 153H257V157H255ZM8 154L10 156H8ZM192 154H194V155H192ZM5 155L7 156V159L8 158L10 159V161H8L5 158L6 157ZM188 155L192 156L193 159ZM237 155L239 157H237ZM245 157H248V158L244 159ZM204 158H207V159L204 160ZM40 159H42V160H40ZM233 161H235L237 163H235ZM14 164L12 167H14L16 164H18V162L15 165ZM20 164L21 163H19V165ZM43 164H44V167H43ZM201 164H202V166H201ZM232 164H235V167ZM256 164H257L256 168L258 169L259 173H257L258 171L254 167ZM45 165H46V167H45ZM51 165L53 168L51 167ZM20 166L24 167L23 164ZM20 166H18V167H20ZM227 166L232 167V168L229 167L230 172H229V169L227 168ZM5 167H6V169H5ZM26 167H28L27 168L28 170L26 169ZM26 167L23 168V170H25L26 172H29L30 167L29 166H26ZM251 167H252V170H251ZM15 168L16 167H14V169ZM249 168L251 171L249 170ZM19 170H21V169H19ZM46 170H48V171H46ZM234 170H237L236 173H234ZM39 171H41L43 175H41V172H39ZM2 172L0 173L1 175L3 174ZM12 172L14 174V172H17V171L14 170ZM12 172H9V173L11 174ZM31 172H32V170H31ZM31 172H29L27 175L25 174V172H23L24 178L21 177L23 180L22 182L20 180V175L22 173H20V175L16 174L17 176L14 174L15 179H12L13 180V184H11L12 188H11V186H8V187L2 186L4 184L5 185L7 184L5 182V180H6V177H8L7 175L9 173L7 172L8 173L7 175L5 173L6 177L4 175H2V177H1V175H0V178H3L2 179L3 181L2 182L0 181V189L3 190L2 187L8 188V189L4 188V190H3V191H5L6 194H7V191L9 190L8 191L9 193L7 195H9L12 192L13 188H14L13 191H16V189H17V192L19 189V193H20L19 195H21V193L23 194L24 191L26 192V190H21V187L25 186L24 188L22 187V189H26L27 185H29V182L32 181V173ZM51 172L54 174L52 175ZM58 172H59V174H58ZM249 172L251 173L250 175H248ZM230 173H234V174L231 175ZM37 174H39V175H37ZM175 174H176V176L174 178ZM255 174H256V176H254ZM50 175H52V177ZM12 176H10V177H12ZM26 176H28V177L30 176L29 178L31 181L30 180L27 181L29 178H27ZM229 176H233L232 178H234V179H232ZM247 176H249V179L250 178L251 179L249 180L247 178ZM258 176H260V179L257 178ZM16 177L19 178V180L16 179ZM25 177L27 180L25 179ZM57 177H54V178H57ZM253 177H255V179ZM44 178H42V179H44ZM47 178H45V179H47ZM256 178L258 181L256 180ZM236 179H238V180L236 181ZM246 179H248V181H246ZM9 180L12 182L11 178ZM9 180H6V181H9ZM177 180H178V182H176ZM227 180H229V181H227ZM233 180H234V182H236L239 185V188H238L239 190L237 189L238 185H236V183L232 182ZM259 180L260 181L262 180V181L260 182ZM245 181H246V183H245ZM27 182H28V184H27ZM230 182H232V183H230ZM247 182H248V185H246ZM251 182H252V184H251ZM258 182H260L262 185L260 186V184H259V186H258L257 185ZM8 183H9L8 185H10V182H8ZM14 183L17 185V186L15 185L16 187L15 186L13 187ZM233 183H234V185H236V189L234 188L235 191L233 190V187H234ZM249 183L251 185H249ZM230 184H231V186H230ZM258 187H261V188H258ZM1 190H0V264H15V263L20 264L22 261H25V260H23V258L21 260V257H19L23 254V251L29 253V257L32 254V259H30V260L28 259V261H31V263H34V261L37 257H35L36 256L35 255L34 256L35 259L33 260L34 253H31V250L28 252L29 249H27L25 251L26 248L24 249V246H26V245L28 246V247L26 246L27 248L32 247V245H33V247H35V249L37 247V249L40 248L39 250H42V251L45 248L47 251L45 250L43 252L48 253V254L52 250V253H50L52 255H54L56 252L60 253V251H56L59 244L58 243H57L58 245L55 244L56 242L54 240H53L54 241V244H53V241H51V239H50L53 237V234L51 235V233H53V232L51 231L52 229H50V225L48 226V225H46V223L44 225L43 224L42 225L47 228V232H46L44 227L40 226L41 228H39L37 226V228H39L38 234L36 232L35 233L36 235L34 234L36 237L33 236V239L30 238L32 242L29 241L30 240L29 237H31V235H30L31 233L33 234V232H34L33 229L36 228V225L35 226L33 225L35 227V228L33 227V229H32V226H31V228L28 227V228H30L29 233L31 231H33V232H31L30 234L28 233V234H26V236H24V239H25V237H27L28 240H27V238L25 240L22 239L23 241H26V244L25 243L21 244L23 242L21 240H20V242L16 241V240H19L20 236L17 232H15L17 230V225L15 224L16 226H14V223H17L19 221L18 216L21 217L22 212H24L23 206H26V207H24V210H25V208L26 209L30 208L29 209L30 212L32 209H33V212H34V210L36 212L37 207L35 208L36 205H32L30 203L29 204L25 203V205H24V202H23V204H21L22 202L20 201L21 206L23 205L21 208V206L19 205V200L17 202L18 204L15 203L16 199L19 196L16 197V199L14 200L15 202H13V199L15 197L14 193H16V192H13L14 195L12 193L10 194L11 197L12 196H14V197H12V199L8 198V200H10V201L12 200V202L9 203V201L6 198L9 197L10 195L4 197V195H6V194L4 193V195H3L2 194L3 191H1ZM20 190H21V192H20ZM238 191L240 193H236ZM261 193H263V194H261ZM16 194L18 195V193H16ZM229 194H231V195H229ZM24 195H25V193L22 195V197L26 196V195L25 196ZM41 195H44V199H42V202L43 203H45V201L47 202L48 201V197H47L48 193L44 194L42 192ZM227 195L231 196V197H227ZM173 196H175V197H173ZM249 196H250V198H249ZM20 197L18 199H20ZM233 197L234 198L240 197L239 199L241 201L237 202L239 199L237 198L238 200H236V198L233 199ZM148 199L149 198L147 197L146 207L144 205H143V207H145L144 208L145 212H147L146 208L148 207L147 209H149V213H150V211H151L150 208H152L153 204H150V203L148 204ZM150 200H149V202H152V203L156 202V201L153 202ZM171 200L173 203L171 202ZM174 200H176V201H174ZM231 200L232 201L235 200L234 205L231 204L232 203ZM144 202H145V200H144ZM179 202H180V204H179ZM227 202H229V203H227ZM236 202H237V204H236ZM13 203H15V205H18L17 206L19 208L18 211L16 210L15 207H13V206H15ZM239 203H242V205H241L242 207H240ZM11 204H13V205H11ZM27 205H28V207L29 206L30 207L27 208ZM31 205H32V208H31ZM236 205H238L239 207H237ZM9 206H11V207H9ZM229 207H231L232 211H230ZM233 207H234V209H233ZM243 207L245 208V210H241V209H243ZM12 208H14L15 210ZM237 208H238V211L240 210L239 212L237 211ZM239 208H241V209H239ZM259 208H262V209H259ZM20 210H21V212H20ZM234 210H235L236 214H233ZM13 211L18 212V213H16L17 217H16V214L15 215L13 214L14 213ZM27 211H25V212L27 213ZM255 212H257V214ZM28 213H29V211H28ZM231 213H232V215H231ZM260 213H261V215H260ZM254 214L257 216V218L255 217ZM145 215H146L145 217H148V214H145ZM258 216H259V218H258ZM13 217L16 218V221L17 220L18 221L15 222ZM169 219H171V220H169ZM147 221H148L147 218H145V223L148 226L149 221H148V223H147ZM14 227H16V228L14 229ZM163 227H164V230L162 229ZM37 228H36V230H37ZM149 229H146V231H148ZM39 230H41L40 234L42 231H45L47 234L42 232V235H39ZM48 232L50 233L49 234L50 237L48 236ZM176 233H178V234H176ZM37 236L39 237V239ZM44 239L46 240L45 241L46 243L45 242L43 243ZM47 239L49 241V245H45L48 243ZM39 240L42 241L41 242L42 244L39 243L40 242ZM34 241H39L38 243L41 244V246L39 244H38V246H35V245H37V243L34 245ZM16 242H18V243H16ZM158 242H159V246H157ZM30 243H31V245H29ZM21 245L23 246V248H21ZM43 246H47V247H43ZM48 246H50V248ZM52 246H53V248H55V247L56 248L53 249ZM41 247L43 249H41ZM47 248H49V249H47ZM59 248H60V245H59L57 250H61ZM20 249H22V250H20ZM17 251L18 252L20 251L18 253L19 256L17 254H15ZM21 251H22V254H20ZM27 253H26L27 257L24 254L22 255L24 258L26 257L25 258L26 260H27V258H29ZM61 253H62V251H61ZM15 255L18 257H15ZM57 257H59L58 254H57ZM18 258H20V259H18ZM16 260H17V262H16ZM83 260L85 261V259H83ZM156 260H157V262H156ZM79 261L80 260H78L77 264H79ZM84 261L81 260L80 263L90 264L87 260H86L87 262L86 261L84 262ZM25 262L27 264L30 263L27 261H25ZM25 262H23V263L25 264Z\"/></svg>",
  "mask_w": 264,
  "mask_h": 264
}]
</instances>
